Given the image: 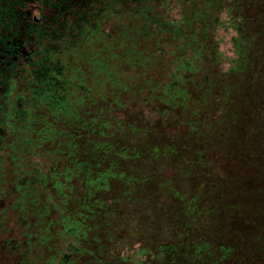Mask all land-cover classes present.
<instances>
[{"label": "rangeland", "instance_id": "1", "mask_svg": "<svg viewBox=\"0 0 264 264\" xmlns=\"http://www.w3.org/2000/svg\"><path fill=\"white\" fill-rule=\"evenodd\" d=\"M228 7L232 18L243 20L240 25L241 30L245 28L244 39L251 38L258 52H264V0H233ZM203 10L205 14L210 9ZM215 11L212 8L210 14ZM227 15L223 12L220 20H226ZM192 24H184V34H192ZM219 26L212 24L211 31ZM226 30L217 32L223 39L219 49L227 58H234V31L228 27ZM203 40L202 51L213 52V47H203L209 36ZM199 42L195 41V45L201 47ZM113 48L117 52V47ZM195 52H186L184 56L191 55L198 61ZM262 66L257 82L249 79L250 74L240 81L228 75L221 76L226 79L220 86L219 76L214 78L213 86L206 87L203 96L193 82L187 88L165 92L163 88L171 82L169 72L151 66L120 72L123 84L111 82L105 86L93 78L89 84L93 92L85 100L82 116L94 128L90 132L74 131V137L63 142H73L74 160L89 152L97 179L119 176L123 189L113 195L100 190L87 193L79 174L67 182L62 174L66 172L64 167L72 175H76L75 168L66 152L61 153L60 142L54 136L43 150L55 154L44 157L41 166L46 174L59 175V183L64 184L60 188L64 191L52 190L56 206L65 205L64 196L85 203L83 208L68 209L67 213L77 220L91 218L84 223L91 230L90 238L99 247L113 248L120 254L115 261L110 260L112 264H264V226L263 222H255L262 218L256 214L264 201ZM195 70L191 76L197 78L200 69ZM215 70L211 67L212 74ZM134 80L141 83H134L133 88ZM218 86L221 102L212 103L211 90ZM138 88L141 90L136 92ZM124 91L130 92V96L122 97L121 109L115 105V93L125 96ZM255 95L259 96L257 100ZM245 132L251 137H245ZM144 138L146 143L139 148ZM19 154L26 161L19 163L18 170L24 175L26 171L33 172L31 151L25 147ZM130 173L138 179L136 183H130ZM51 187L53 184L47 189ZM99 187L97 183L93 186ZM29 208L34 209L32 205ZM52 216L57 218L56 213ZM32 218L31 231L43 232L39 216ZM63 237H58V241ZM53 244L65 246L64 241H53L52 253L44 258L58 255ZM86 260L99 264L100 258L85 257L76 264H86Z\"/></svg>", "mask_w": 264, "mask_h": 264}, {"label": "trees", "instance_id": "2", "mask_svg": "<svg viewBox=\"0 0 264 264\" xmlns=\"http://www.w3.org/2000/svg\"><path fill=\"white\" fill-rule=\"evenodd\" d=\"M36 1L43 3L46 0ZM77 1L79 3H73L71 8H68L63 0H58L56 3L57 16L62 14V10L73 13L70 23H66L65 17L61 23H52L56 15L48 18L51 10L46 17H41L40 22H36L33 19L34 7L23 0H12L11 6L17 14L11 9L12 13L6 12L10 16H1L3 22H0V213L6 215L7 229L3 228L9 234L0 232V264H41L42 262L75 264V256L82 254L81 251L91 252L87 247L79 245L82 239L80 235H86V232H81L77 221H74L71 215L66 216L62 208L58 211L55 202L49 200L45 194L38 195L39 209L44 212L43 222H47L42 229L43 232L33 231L31 233L34 234H31L29 231L31 221L27 218L17 221L15 210L19 206V197L12 198L13 190L7 187V184L12 182L6 180V164L11 161V152L20 140V137L15 135V127L18 122L22 123L25 120L24 103L26 100L29 101V97H35L39 101L33 104L34 107L39 106L40 110L46 111L54 118L55 115L58 118L78 116L75 103L82 105L83 99L76 97L72 92L75 89L90 92L89 87L84 83V78L81 77L84 70L79 66L83 65L81 63H91L94 56H100L103 59L101 65L99 64L100 71L105 70L103 65H105V53L108 52L106 48L113 49V45H118L120 53H112V55L119 59V64L124 67L131 65L129 60L135 62L142 58L145 62L161 63L167 69L176 65L177 72L171 73L175 77L166 86V92L180 87L177 83L181 77L185 88L191 82L202 87L209 86L212 81L211 67L219 72L217 73L219 76L232 75L240 81V78L250 74L249 79L254 78L257 82L260 68L264 65V52H258L251 38L244 39L245 28L243 27L242 32L240 25L243 20L230 16L228 4L233 0ZM204 7L210 9L208 13H202ZM212 8H216L214 14H210ZM28 10L31 12V17ZM223 12L229 15L226 20L221 21ZM193 17H196V20H191ZM209 19L211 21L207 22ZM189 21L195 27L193 26L192 34H184V24ZM216 23L220 26L211 31V25L215 26ZM227 27L229 31H234L231 39L234 58H227L219 49L223 39L217 36V32L226 30ZM33 30H37L39 34L44 33L42 41L37 38L39 44L35 45L34 50H32L33 43L28 42L31 37H35ZM208 36L209 41L203 47H213V52L206 53L202 51V44L203 39ZM80 37L82 41L76 45ZM198 40L201 47L195 45V41ZM102 44L103 49L99 50L105 52L103 55L99 50L88 54L84 50L87 46L93 48L92 46L100 47ZM185 51L193 53L196 51L199 60H194L191 55L184 56ZM89 54L92 58L88 57ZM72 65H75L77 70L72 69ZM195 68L200 69L197 71L199 73L197 78L191 76L196 71ZM75 71L77 72L74 73ZM21 74L24 76L20 77ZM20 80L29 89L18 93L16 90L20 89ZM12 96L14 99L8 108L6 99ZM253 97L257 100L259 96ZM253 97H250L251 102ZM239 98L241 99L240 93ZM230 107L234 110V106ZM244 135L251 137L246 135V132ZM30 182L34 186L35 179ZM18 185L20 187L17 191H24V188L28 187L26 184L21 186L20 180ZM6 193L12 200L7 198ZM259 206L256 216L261 215L262 218H258L255 222L257 225H262L263 222L264 226V201ZM68 208L79 210L81 203L79 200H72ZM52 209L56 211L58 218L45 220L51 215ZM53 229L55 232H52ZM62 236L64 237L60 238V241L65 242L64 247L59 248L53 244L57 248L58 255L55 253L48 255L49 258H44V255L52 253L50 243L58 241V237ZM4 248L6 251H3Z\"/></svg>", "mask_w": 264, "mask_h": 264}, {"label": "flooded vegetation", "instance_id": "3", "mask_svg": "<svg viewBox=\"0 0 264 264\" xmlns=\"http://www.w3.org/2000/svg\"><path fill=\"white\" fill-rule=\"evenodd\" d=\"M23 1H26L29 5L34 7L35 18H33V19L36 22H38V21L40 22L42 16L46 17V14H48V12L50 10H51V13L48 16V18L51 15L52 16L56 15V19L53 20L52 23H55V24L61 23L64 21V17H65V19H67L66 23H70V21H72L71 16L73 13L71 11L69 13H66L64 10H62V14H58V16H57V14H56V7H57L56 3L58 0H46L43 3H37L38 1H36V0H23ZM63 1H64V4H67L68 8H71L73 3L78 2L77 0H63ZM11 5H12V0H0V22H3V19H1V16H4V15L10 16L6 12L12 13L11 9L13 10L14 7H12ZM14 10H13V12L17 14V12ZM53 10H54V12H53ZM28 11L30 13L29 14V16H30L31 12H30V10H28ZM95 20H97V19H95ZM85 24L89 25L88 23H85ZM37 32H38L37 30H33V33H35V35H34L35 37H31L28 40V42L33 43L32 50L36 49L35 45L39 44L37 38H39L40 41H42L44 39V37H43L44 33L39 34ZM81 41H82V38L81 37L78 38L76 45L79 44V42H81ZM92 47L93 48H91L90 46H87L86 49H84V50H86L87 54H88V52L98 51L100 48L103 49V44L100 45V47L96 46V45L92 46ZM113 47H117V52H116V48L115 49L110 48L111 50H114L115 52L109 50V48H106V47H105L106 51H108L106 53L103 52L102 50H99L100 52H102L101 55H103L104 53L106 54L105 65H103V67L106 70L100 71V65H101L100 62H103V59L100 56H94V58H92V55H90V54L88 55V57L92 58L91 63H81L83 65L79 66L80 69L82 68L81 70H84V71H82L81 77L84 78V83L86 84L87 87H89V84L91 83V80L93 78H95V82L96 81L98 82V80H99V82L104 84L105 86H107V84H109L111 82L123 84V82H125V81L123 80V82H122V78L119 75L120 72L125 73V72L136 70L138 68H141L144 70L145 68L148 69V67H150V66L155 67V68L163 71L164 73L169 72V78H171V81L175 77L171 74V73L177 72V70H175V68H176L175 64H173L175 66H172L171 68L167 69L161 63L145 62L144 59L142 58V60H138L135 62L132 60H129L131 65L124 67L123 65L119 64V59L115 58L112 55V53L119 54L120 48L118 47V45H113ZM185 52H187V51H185ZM72 69L77 70L75 65H72ZM113 69L115 70V72ZM76 72L77 71H75L74 73H76ZM214 72H215L214 74H212V72H210L211 76H212V81H211L210 85H212V86L214 83V78L219 77V75L217 74L219 72L217 70H215ZM101 73H104V77H105L104 79L105 80H103V74L101 76ZM108 73H109V75H108ZM23 76L24 75L21 74L20 77H23ZM141 76H143V74ZM141 78H139V80H141ZM15 79H17V77H15ZM222 80H224V79H222V77L220 76V81L217 83V85L221 86V84L223 82ZM134 83L136 85H138V83H141V82H137L136 80H134L133 84H132L133 88H134ZM183 83H184V80L181 77L180 81L177 83V86L183 87L184 86ZM125 86L127 87L128 84H126ZM166 86H165V88H163V90L165 92H166V90H165ZM197 86L199 88L197 92H199V94H201L203 96L206 92L207 86H203V87L199 86V85H197ZM19 87H20V89L16 90L18 93H20V91L22 92L24 90L29 89V87L27 85H24L21 80L19 82ZM180 87L173 88V91L175 89H176V91H178ZM89 89H90L89 93L86 91H82L81 89L79 91L77 89H75L72 92V93L76 94V97L83 99V101H81L82 105H79V103L78 104L75 103L76 114L78 115L76 117L60 116V118H58L55 115V118H54L52 115L47 114L46 111L40 110L39 106H37V107L33 106V104L39 103V101L37 99H35V97H32V98L29 97V101L27 102V100H26L24 103L25 104L24 105V111L26 114L25 120L22 123L18 122L16 127H15V135L20 137V140H19L18 144H16L17 146L11 152V155H10L11 161L6 164V180L8 182H10V181L12 182L11 184H7V187L10 190H13L12 198L16 197V196L19 197V206H17V209L15 210V212L18 216L17 221L22 220V219L26 220V218L29 221H31V226L29 227L30 233L32 232L31 231V227H32V223H33L32 216H34V217H36V215L39 216V221H40L41 227L43 225H44L43 227H45L47 225L46 221L43 222V220H44L43 219L44 218L43 213L44 212L39 209L38 195L39 194H41V195L45 194V196L49 200H51L52 202L53 201L55 202V196L52 194V190H60V188L61 189L64 188V184L59 183L60 182L59 181V175L55 176L53 174H46L43 167L41 166L42 159L44 157H46L47 155L51 156V155L55 154V152H53V151L43 150L45 144L51 142V139L54 136H55V139L58 140V142H60V145L62 148L61 153H62V151L66 152V154L68 156V161L71 162L75 168V174L76 175H72L68 172V169H66L64 167L63 170H65L66 172L62 173V174L67 178V182L72 181L74 179L73 177H75L79 174L80 176L83 177L82 185H83V187H85V190L87 191V193H92L95 190H100V191H105V192L111 193L113 195L117 191L119 192L121 189H123L121 179L119 178V176L118 177L117 176H111V177H108L107 179H105L104 181L100 180V178L97 179V176H95V174L93 172V168L95 167V165H94V159H93L92 155L88 152L84 156H82L83 158L78 157L74 160L72 158V157H74L73 153L75 150L73 142H71V143H70V141L63 142L64 139L70 138V136L74 137L73 135H71L72 132H74V131H76L77 133H80L82 131H84V132L89 131L90 132V130L94 128V126L92 127L91 122L89 120L87 121L85 118H83L84 116H82L83 115L82 111L86 107L85 100L89 96H91L92 92H93L90 87H89ZM156 89L159 90V88H156ZM138 90H141V88H138L137 90L135 89L136 92H138ZM170 90H172V89H170ZM213 90H211L212 91L211 102L212 103L221 102L220 101L221 97L219 96V86H218V88H213ZM123 93H125L126 95L123 96L122 93H118V94L115 93V100L118 102V104H115V105L120 107L121 109H122V107L120 105V101H122V97L127 96V98H128L130 96V92L124 91ZM217 94H218V96H216ZM13 99H14L13 96H12V98L6 99L7 100L6 105L8 106V108L10 107V105H12ZM20 103H21V101H20ZM20 106H22V104ZM128 109L129 108L126 107L125 111H127ZM43 124H46L47 127L44 128ZM120 124H121V126L123 125L122 122H120ZM86 130H88V131H86ZM42 136H43V138H42ZM141 137H143V136H141ZM141 141H142L143 145L139 142V148L145 145L146 139L145 140L142 139ZM148 143H149V140H148ZM148 143H147V145H148ZM25 147H27L31 151L30 165H33V167L35 166V168H34L33 172H27L26 171V174L24 175L18 169L19 168L21 169V165L19 163L26 161L25 158H22V156H20V154H19L21 149H23ZM179 155L180 154L178 153L177 158ZM35 161H38V163H36ZM65 166L67 167V165H65ZM102 172L104 173L105 171L103 170ZM128 177H129L131 184L136 183L138 181V179L135 178L136 176H134L132 173H130L128 175ZM32 179H35L34 186H32V184H31L32 182H30V180H32ZM19 180L21 182V186H24L25 184L28 185V187L24 188V191H17L18 187H20L18 185ZM96 183L100 185L99 188H93V186L96 185ZM49 184H53V187H51L50 189H47ZM43 188H44V190H43ZM60 191H64V190H60ZM6 195H7L8 199L12 200V198H9L10 196L7 193H6ZM64 197L66 198L65 205H63V207H57L58 211H60L62 208L63 213L66 216L71 215L72 219H74L72 214L67 213L68 212L67 210L69 209L68 204H70V202L72 200H79L81 203V208H83L85 203L76 197H74V198H67L66 196H64ZM30 205H32L34 209L29 208ZM112 208L115 209L116 206H113ZM71 211H77V210H71ZM34 212L36 214H34ZM53 213H56V211L54 209L51 210V215L48 218H46L45 220L48 221L49 219H52ZM87 215H91V213H87ZM85 217H86L85 219H81V218L78 220L74 219V221H77L81 232H83V231L86 232V235H82V236L80 235V237H82V239L79 241V245L81 247L82 246L87 247L91 252L89 253L88 251H86L83 253V251H81L82 254H78L75 256L76 257L75 258V264L77 263V261L85 259V257H87V258L99 257L100 258V260L98 261L99 264H104L101 259L107 260L108 262L106 264H112L110 262V260L115 261V259H118V255H120L119 252L117 253L115 251H112L113 248H111L109 250V249H104L102 247H99L98 242H94L90 238V237H92L90 235L91 230L89 228H87V226H85L84 223L86 221H90L91 218L89 216H85ZM57 218H58V215H57ZM6 221H7L6 215L0 213V232L4 231L6 234H9L3 228V227L6 228ZM42 229H44V228H42ZM50 231H51V228H50ZM31 234H34V233H31ZM35 239H37V238H35ZM60 242L61 241H57L58 244H60ZM3 251H6V248H4ZM86 264H94V263H89L86 260Z\"/></svg>", "mask_w": 264, "mask_h": 264}]
</instances>
